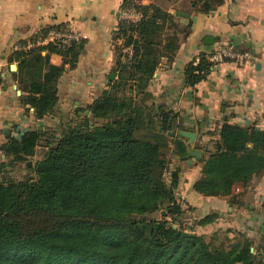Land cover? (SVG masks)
<instances>
[{
  "label": "trees",
  "instance_id": "obj_1",
  "mask_svg": "<svg viewBox=\"0 0 264 264\" xmlns=\"http://www.w3.org/2000/svg\"><path fill=\"white\" fill-rule=\"evenodd\" d=\"M222 1L193 5L210 10ZM122 8H136L141 18H121L118 75L102 94L82 115L77 109L66 120L62 116L55 130L31 128L1 145L15 161L34 155L42 142L47 149L34 164V181H0V264H264V240L259 253L251 238L226 247L187 227L191 211L177 197L181 167L169 163L187 159L188 146L176 113L156 106L148 89L162 56L172 58L186 30L154 3L124 0ZM83 47L80 39L16 50L14 76L38 117L55 111L63 71L42 50L61 53L74 66ZM211 54L202 52L187 64L188 84L208 75ZM199 160L194 188L234 199L235 187L264 174V128L225 122L214 149ZM163 209L160 217L150 216ZM215 218L209 213L195 221L205 225Z\"/></svg>",
  "mask_w": 264,
  "mask_h": 264
},
{
  "label": "crops",
  "instance_id": "obj_2",
  "mask_svg": "<svg viewBox=\"0 0 264 264\" xmlns=\"http://www.w3.org/2000/svg\"><path fill=\"white\" fill-rule=\"evenodd\" d=\"M124 0H0V152L11 136H22L31 128L42 130L59 123L62 116L87 108L105 88L114 69L115 34ZM154 3L169 10L186 31L170 59L162 56L148 89L156 106L176 113L188 150L214 149L225 122L264 128V0H223L210 10L199 8L193 0H135ZM69 24L82 31L84 47L72 66L63 54L43 49V54L63 71L58 78V102L51 114L38 117L33 106L22 100V89L14 76L18 61L16 42L35 39L43 30ZM186 32V33H185ZM122 38H119V42ZM47 44L42 43L39 45ZM229 46L238 52L213 65L194 85L188 84L186 66L202 52H215ZM16 65L14 68L13 65ZM117 71V70H116ZM118 75L115 76V78ZM114 79V78H113ZM85 113H90L85 109ZM56 121L53 124L52 122ZM39 146V145H38ZM37 146V147H38ZM36 147V148H37ZM47 147V146H46ZM42 158V156L40 157ZM39 158V159H40ZM195 156L185 159L177 187L178 200L188 204L194 218L212 213L214 221L198 224L200 230L227 220L231 230L264 231V174L255 175L247 185L234 188L229 195H207L194 188L202 163ZM173 158L171 164L181 163ZM176 162V163H175ZM182 206L185 208L184 204ZM202 231V232H203Z\"/></svg>",
  "mask_w": 264,
  "mask_h": 264
},
{
  "label": "rangeland",
  "instance_id": "obj_3",
  "mask_svg": "<svg viewBox=\"0 0 264 264\" xmlns=\"http://www.w3.org/2000/svg\"><path fill=\"white\" fill-rule=\"evenodd\" d=\"M127 11H132V12H139L136 8H131V9H127ZM141 14V13H140ZM137 20V19H136ZM183 28V27H182ZM184 29V28H183ZM124 38H122L120 40V42L123 41ZM125 51H129V47L124 49ZM75 113V112H74ZM73 111L70 112L68 114V118L72 117L76 114H74ZM79 115L83 114V111L78 113ZM66 120V119H65ZM56 121L50 123L53 124ZM56 125H50L49 129L53 130L54 127ZM58 130H60V127L57 126ZM49 130V131H50ZM55 130V129H54ZM47 147L44 144V142H42L41 145H39L36 148V152L34 155L30 156L28 159L26 160H22V161H15L14 159H12V157L7 156L4 158V163L3 162V158L1 156V152H0V181H10V180H31L34 181L37 177L35 171H34V164L36 163V161L43 156L44 152L46 151ZM184 160L181 161V163H179V166L182 168V164L185 163L183 162ZM170 167H175V165H172L171 163ZM170 171H166L165 172V176L166 178H168ZM178 191V189H177ZM178 197V196H177ZM180 201V200H179ZM181 204H184L185 208H188V204H185L184 202L181 201ZM163 213L161 211H155L152 214H150V216H155V217H160ZM199 218V217H197ZM189 221L187 222V227H191L192 225L194 226L195 230L197 232H202L203 230L199 229V226H197L198 224H196V218L192 217V215L188 218ZM227 227L230 225L227 224V220H224V224ZM227 227H222V225L219 224H211L210 227H205L206 230L203 231L205 233H207L209 236H211V239H213L212 241L216 244H221L223 246H228L229 244L232 245H236L239 241L245 239L246 237L251 238L252 239V243L254 245H257L258 247V252L261 253L262 249L259 248V245L263 243L264 240V231H259V230H241V229H237V230H231L230 228L227 229ZM253 247V249H252ZM252 250H257L254 248V246H251Z\"/></svg>",
  "mask_w": 264,
  "mask_h": 264
},
{
  "label": "built area",
  "instance_id": "obj_4",
  "mask_svg": "<svg viewBox=\"0 0 264 264\" xmlns=\"http://www.w3.org/2000/svg\"><path fill=\"white\" fill-rule=\"evenodd\" d=\"M123 18H129L132 20H138L141 18V14L139 12H132L123 10L122 11ZM87 35L82 31L73 28L71 25L66 24L62 27L51 28L47 31L46 34H42L41 36L36 37L35 39H28L25 42H16L13 45L14 50L18 51H27L34 46H37L42 43H48L49 41L59 42L62 46L70 45L73 41L84 39ZM131 53V50H129ZM239 55L238 52L234 51L229 46H224L213 52L209 59L215 65L218 61L224 59L226 56H236Z\"/></svg>",
  "mask_w": 264,
  "mask_h": 264
},
{
  "label": "water",
  "instance_id": "obj_5",
  "mask_svg": "<svg viewBox=\"0 0 264 264\" xmlns=\"http://www.w3.org/2000/svg\"><path fill=\"white\" fill-rule=\"evenodd\" d=\"M13 67L15 68L16 65L14 64ZM116 74H117V71H116V70H113L111 73H109V74H108V81H109L110 79L115 78ZM180 132H181L183 135H185V136H187V137H190V138H195V136H196V132H194L193 130H185V129H181ZM168 133L170 134L171 131H168ZM202 154H203L202 149H200V148H196V147H194V148H190V149L188 150L189 161H191V160H190V157H191V156H195V157H197V158H200V157H202ZM162 213H163V214L166 213V210L163 209V210H162ZM252 249H253V247H252Z\"/></svg>",
  "mask_w": 264,
  "mask_h": 264
}]
</instances>
